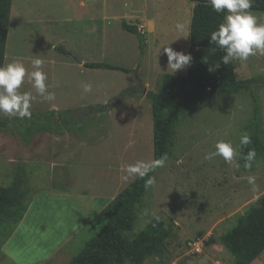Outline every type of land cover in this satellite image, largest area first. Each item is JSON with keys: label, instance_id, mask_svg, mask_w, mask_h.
<instances>
[{"label": "rangeland", "instance_id": "1", "mask_svg": "<svg viewBox=\"0 0 264 264\" xmlns=\"http://www.w3.org/2000/svg\"><path fill=\"white\" fill-rule=\"evenodd\" d=\"M194 6L191 0L13 1L5 64L20 60L30 73L39 56L55 99L39 96L26 74L20 91L35 97L31 117L0 113L8 121L0 127V185H11L21 172L32 190L27 218L6 241L5 253L0 250V264H68L100 229L99 213L137 177L124 179L127 166L154 162L147 93L161 89L166 73H187V65L176 72L168 66L164 49L189 53ZM249 11L264 24V10ZM125 20L146 34L144 53L138 36L123 28ZM234 62L240 78L264 76V55ZM86 83L91 93L83 91ZM257 91L264 137V84ZM254 106L250 91H243L206 96L186 108L173 155L155 174L133 229L125 232L134 238L158 216L174 223L163 256L143 264H236L221 237L264 195V154L251 169L239 163L240 137L250 132ZM53 107L60 109L51 115ZM219 140L233 144L231 164L221 156L205 159ZM252 264H264V251Z\"/></svg>", "mask_w": 264, "mask_h": 264}, {"label": "trees", "instance_id": "2", "mask_svg": "<svg viewBox=\"0 0 264 264\" xmlns=\"http://www.w3.org/2000/svg\"><path fill=\"white\" fill-rule=\"evenodd\" d=\"M13 1L0 0V65H5ZM191 1L195 2V6L188 53L191 62L187 65V73H166L161 89L149 90L147 93L154 113V161L163 159L165 162L173 155L178 127L188 106L206 96H227L250 91L255 102L249 132L252 143L242 146L239 163L243 169H251L256 158L264 154L263 109L257 93V87L264 84V76L243 79L237 74L234 60L228 65L222 62L225 52L209 41L211 33L223 22L225 13L215 12L207 0ZM251 9L264 10V0H252ZM122 26L138 36L140 49L144 53L148 39L142 28L126 20ZM86 65L129 71L126 67L107 62H87ZM51 113L56 114V110ZM61 114L65 117L64 112ZM4 126H8V121L0 118V127ZM57 132L62 133L63 128L60 127ZM250 148L255 149L256 157L248 168L241 154H246ZM160 167H155L143 178L137 176L114 202L99 213L103 223L100 229L68 264H123L127 260L143 264L151 256H163L166 241L174 233V223L168 224L158 216L134 238L125 234L135 225L137 209L148 190L146 182L155 177ZM31 193L25 175L21 172L16 174L11 185H0V250L23 220ZM221 241L233 254L236 264H252L257 259L264 251V195L258 205L252 206L239 217L236 225L221 237Z\"/></svg>", "mask_w": 264, "mask_h": 264}, {"label": "clouds", "instance_id": "3", "mask_svg": "<svg viewBox=\"0 0 264 264\" xmlns=\"http://www.w3.org/2000/svg\"><path fill=\"white\" fill-rule=\"evenodd\" d=\"M207 2L215 12L225 13L223 22L211 33L209 41L211 45H215L225 52L222 57V62L225 65L234 59L247 61L250 56L264 55V24L259 23L257 17L249 11L252 7V0H207ZM176 28L182 31L183 23L177 22ZM164 51L168 57V66L175 72L191 62L190 54L175 51L171 47H165ZM31 63L35 70L30 73H27L24 63L20 60L0 65V113L21 119L31 117L30 109L35 97L31 92L20 91L26 74L39 96L48 101L55 99V93L48 91L47 74L42 70V59L36 56ZM92 90L91 83L83 85L85 93H91ZM251 143L250 134L245 132L241 135V146H248ZM235 155L237 153L230 141L219 140L215 144V151L206 154L205 159L211 160L215 156H221L226 163L231 164ZM241 155L245 160V167L250 168L256 157L255 149L250 148L246 154ZM163 163L164 160L161 159L154 162L137 161L134 164H129L124 179L129 176L143 178L155 167L163 166ZM248 182L254 184L255 178L248 177ZM154 183V178L149 179L145 187H150Z\"/></svg>", "mask_w": 264, "mask_h": 264}, {"label": "crops", "instance_id": "4", "mask_svg": "<svg viewBox=\"0 0 264 264\" xmlns=\"http://www.w3.org/2000/svg\"><path fill=\"white\" fill-rule=\"evenodd\" d=\"M52 109H53V110H58V109H60V108L53 107ZM32 204H33V202H31V205H32ZM28 212H29V210L25 213V215H24V217H23V220L21 221V223L19 224V226L16 228L15 231H17L18 228L21 226V224L24 222V220H26L27 215H28ZM15 231H14V232H15ZM2 251H3V253H5V251H6V243L3 245Z\"/></svg>", "mask_w": 264, "mask_h": 264}, {"label": "water", "instance_id": "5", "mask_svg": "<svg viewBox=\"0 0 264 264\" xmlns=\"http://www.w3.org/2000/svg\"><path fill=\"white\" fill-rule=\"evenodd\" d=\"M139 80H140V86H142L144 81L141 78Z\"/></svg>", "mask_w": 264, "mask_h": 264}]
</instances>
